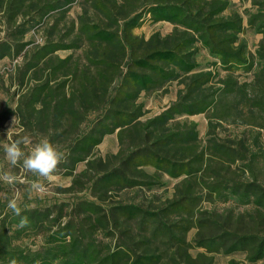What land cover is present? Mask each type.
Wrapping results in <instances>:
<instances>
[{"label":"trees","instance_id":"trees-1","mask_svg":"<svg viewBox=\"0 0 264 264\" xmlns=\"http://www.w3.org/2000/svg\"><path fill=\"white\" fill-rule=\"evenodd\" d=\"M249 1L255 11L245 19L231 0H84L76 19L65 20L72 0H0V59H18L10 76L15 104L0 118L15 114L22 133L57 147L59 170L71 178L61 191L72 195L23 208V228L11 212L0 218V264H214L217 251L264 259V231L231 208L202 205L235 196L264 212V185L241 176L252 170L245 143L215 135L233 107L224 98L246 93L248 82L230 71L217 81L196 57L201 46L225 68L252 66L239 33L246 21L264 35V0ZM47 16L42 41L26 40ZM146 20L172 28L135 33ZM257 52L264 70V50ZM171 81L179 85L175 98L145 116L140 94ZM250 104L264 108V98ZM197 113H208L204 141L186 117ZM111 133L117 150L95 153ZM238 161L244 166L232 168ZM165 175L177 179L169 197L148 205L115 197L126 187L160 186ZM32 231L42 234L39 246L17 242Z\"/></svg>","mask_w":264,"mask_h":264},{"label":"rangeland","instance_id":"rangeland-1","mask_svg":"<svg viewBox=\"0 0 264 264\" xmlns=\"http://www.w3.org/2000/svg\"><path fill=\"white\" fill-rule=\"evenodd\" d=\"M84 0H72L66 10L65 20L76 19L78 13H80ZM231 7L238 10L246 19L249 13L255 11V7L249 0H231ZM49 17H45L44 20L30 29L24 38L26 40H34V42L42 41L44 36V27ZM172 28V23L168 21L151 22L146 20L141 26L134 29L135 33L148 36L153 31L158 30L160 33L165 34ZM3 34L0 30V36ZM239 38L246 43V55L249 60H253V64L250 68H246L244 65L233 66L230 69L225 68L217 59V57L211 55L204 47L199 46L196 53L197 60L200 68H211L216 72V80L220 77H224L229 71L232 72L238 83L247 81L248 88L246 93L241 94L239 91H234L228 94L224 101H228L232 104L231 114L227 120L222 121L215 130L217 137H226L230 141H236L242 139L245 143L247 150L246 155L251 158V171H245L241 173L238 168L237 171L241 173L242 177L256 178L261 184L264 185V108H259L255 105H251V99L253 97L264 98V70L263 59L259 56L257 50L262 49L261 43H264V35L262 32L257 31L255 28L247 25L244 22L243 31L239 33ZM66 51H58V54L64 55ZM14 59L10 57H4L0 59V111L7 107H14L16 98V88L10 81V76L14 75L15 70ZM218 81V80H217ZM219 83V82H218ZM217 83V84H218ZM176 81L165 83L161 88L151 91L149 93H141L139 100H142L147 108L145 116L152 115L161 110L172 99L175 98L176 89L178 88ZM208 113H197L186 116L188 119L197 122V128L199 136L202 141L206 138V132L208 128ZM181 116L180 118H184ZM11 129L12 139L18 137L28 136V134L22 133L18 127V119L15 114H11L3 121L0 118V170H7L15 175L19 176V181L15 187L9 186L3 182H0V218L9 214L11 211L6 208V198H11L14 195H18L19 204L21 209L33 206H43L67 200L72 197L70 192H63L61 188L67 186L70 183V176L62 174L58 168V185L49 186V190L44 194H37L30 189V185L34 180H41L38 176L32 174H23L18 168H10L4 158V152L2 145L6 142L7 132ZM33 142L36 140L30 137ZM27 153L30 151L31 145L22 146ZM118 143L115 133L107 134L102 141L95 147V153L104 155L107 152H114L117 150ZM244 166L238 161L236 164H232V168L238 166ZM84 163H79L76 170L81 169ZM245 168V167H244ZM151 169V168H147ZM243 174V175H242ZM177 179L168 176L163 177V184L155 186L150 189L138 188V187H126L115 192V197H120L124 200H134L143 204H151L157 202L165 197H169L173 193V185ZM46 183V182H45ZM81 192H78L80 194ZM204 207H212L217 210L223 208H231L235 215L242 214V220L252 230L258 229L260 232L264 231V212L256 211V206L252 202H242L235 196H230L227 201L215 200L214 202L204 200L202 202ZM264 211V210H263ZM195 229L192 228L187 238L191 239ZM17 242L25 246L35 248L42 242L41 232L32 231L26 235H21L17 238ZM201 248L191 247L190 251L194 254ZM214 264H229L230 260H234L237 263L242 264H264V259L257 260L255 262H249L246 259L245 251H235L229 254L223 251H217L213 253Z\"/></svg>","mask_w":264,"mask_h":264},{"label":"clouds","instance_id":"clouds-1","mask_svg":"<svg viewBox=\"0 0 264 264\" xmlns=\"http://www.w3.org/2000/svg\"><path fill=\"white\" fill-rule=\"evenodd\" d=\"M8 142L2 145L4 158L10 168H18L23 174H32L43 178L34 180L31 185V191L37 194H44L49 190V186L58 185L59 177L57 175L59 165L63 160L62 154L57 147L47 139H41L33 142L29 136L12 139L11 129L7 132ZM31 145L27 153L22 146ZM19 181V176L7 170H0V182L15 187ZM46 182V183H45ZM18 195L6 198V208L17 217H21L18 227L23 228L28 224V219L22 216V209L18 202ZM9 264H19L16 259H11Z\"/></svg>","mask_w":264,"mask_h":264},{"label":"built area","instance_id":"built-area-1","mask_svg":"<svg viewBox=\"0 0 264 264\" xmlns=\"http://www.w3.org/2000/svg\"><path fill=\"white\" fill-rule=\"evenodd\" d=\"M15 61L17 62V61H18V59H14V62H15Z\"/></svg>","mask_w":264,"mask_h":264}]
</instances>
